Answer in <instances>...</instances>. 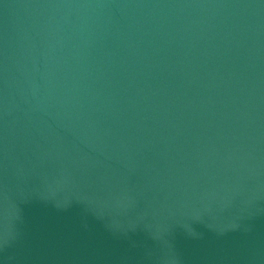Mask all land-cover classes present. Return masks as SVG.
<instances>
[{
    "label": "water",
    "instance_id": "water-1",
    "mask_svg": "<svg viewBox=\"0 0 264 264\" xmlns=\"http://www.w3.org/2000/svg\"><path fill=\"white\" fill-rule=\"evenodd\" d=\"M0 264H264V0H0Z\"/></svg>",
    "mask_w": 264,
    "mask_h": 264
}]
</instances>
